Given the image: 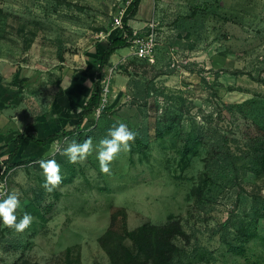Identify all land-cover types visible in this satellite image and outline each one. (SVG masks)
<instances>
[{
	"label": "rangeland",
	"instance_id": "374dc122",
	"mask_svg": "<svg viewBox=\"0 0 264 264\" xmlns=\"http://www.w3.org/2000/svg\"><path fill=\"white\" fill-rule=\"evenodd\" d=\"M129 2L0 0V70L14 133L44 138L76 126L102 53L125 35L114 22ZM129 21L139 35L153 31L154 56L128 46L112 54L105 113L81 126L92 154L78 164L60 154L85 140L76 132L36 144L38 152L7 168L18 218L27 211L34 220L23 233L0 221V264H112L99 237L113 214L121 233L178 219L186 236L176 238L174 264H264V170L209 174L211 148L197 136L225 133L235 139V162L248 161L240 147L264 114V0H141ZM117 122L138 135L105 175L97 145ZM168 123L157 136V125ZM41 159L61 165L62 183L51 193L42 187Z\"/></svg>",
	"mask_w": 264,
	"mask_h": 264
},
{
	"label": "trees",
	"instance_id": "16d2710c",
	"mask_svg": "<svg viewBox=\"0 0 264 264\" xmlns=\"http://www.w3.org/2000/svg\"><path fill=\"white\" fill-rule=\"evenodd\" d=\"M141 0H130L127 4L123 14V30L125 35H117L111 38L104 52L101 55L97 72L96 80L92 84L91 91L87 97L84 105L83 113L79 118L76 126L73 129L57 130L45 138H37L28 133H19L15 136L13 143L14 149L9 153V156L3 161L7 164L8 168H12L18 163L23 161H15L21 142L23 140H29L39 145H46L49 141L58 135H72L78 134L79 138L87 139L90 134H86L81 128L83 120L86 116H90L94 113L96 107L101 101L102 82L103 75L107 72V68L111 65V56L116 49L128 46L130 39L133 36V28L130 23V19L136 12ZM60 57L63 58L62 53ZM105 113L103 109L101 115ZM255 132L251 134V142L246 143L239 151L244 158L248 161L244 165H239L235 162V150L230 143L235 139H230L225 133H221L214 130L213 133H198V140L200 142L205 141L210 146V157L206 162L207 170L210 171L216 169L229 168L235 172L236 176H239L241 170H253L256 173L264 170V114L257 115L254 119ZM159 124V123H158ZM173 127L171 123L167 125H157L156 135L163 136L165 131L170 130ZM213 150V152H212ZM120 214L126 221V211L121 209ZM116 215L113 214L111 224L109 228L99 237V242L102 248L106 251L111 259L112 264H174V254L177 249L176 238L186 236V232L183 230L181 222L178 219L170 217L163 223H151L146 222L139 225L136 229H126L124 233L115 229ZM127 238L131 240V243L127 242ZM68 264L70 261H68Z\"/></svg>",
	"mask_w": 264,
	"mask_h": 264
},
{
	"label": "clouds",
	"instance_id": "9594fccd",
	"mask_svg": "<svg viewBox=\"0 0 264 264\" xmlns=\"http://www.w3.org/2000/svg\"><path fill=\"white\" fill-rule=\"evenodd\" d=\"M138 133L130 130L127 124L117 122L109 128L107 135L99 140L97 145V160L101 173L111 175L110 165L121 152H130L131 145L135 142ZM59 151V149H57ZM93 151V141L89 137L82 143L72 140L68 147L60 154L66 156L71 164L84 162ZM42 169L44 183L42 187L46 192H53L61 183V165L55 159H41L37 162ZM0 221L9 229L17 233H23L33 223L34 217L31 213L24 211L18 218L17 209L20 208L19 194L16 190L7 191L6 183H0Z\"/></svg>",
	"mask_w": 264,
	"mask_h": 264
},
{
	"label": "built area",
	"instance_id": "2783aa9c",
	"mask_svg": "<svg viewBox=\"0 0 264 264\" xmlns=\"http://www.w3.org/2000/svg\"><path fill=\"white\" fill-rule=\"evenodd\" d=\"M123 10L121 14L115 16V27H122L123 26ZM155 45L156 40L154 37L153 31H151L146 36L139 35L137 31L133 30V36L130 39V44L128 47H130V53L133 55H136L138 57H153L155 52ZM117 64L114 63L112 65H109L107 68V72L103 75L101 82H102V93H101V101L99 105L96 107L94 113L98 116L101 115V112L103 109H105L106 105L108 104L110 94H111V78L114 76V72H116ZM3 161V160H2ZM8 166L3 161L0 164V183H6L7 191L9 190L8 187ZM5 197H0V199Z\"/></svg>",
	"mask_w": 264,
	"mask_h": 264
},
{
	"label": "crops",
	"instance_id": "0c3cea01",
	"mask_svg": "<svg viewBox=\"0 0 264 264\" xmlns=\"http://www.w3.org/2000/svg\"><path fill=\"white\" fill-rule=\"evenodd\" d=\"M8 98H9V94H8V88L6 84V76L4 72L0 70V162L3 159L7 158L9 156V153L14 149L13 140L15 136L23 132L22 131L19 133H14L12 131V128L15 127L14 125L15 119L9 116L10 114L8 111ZM28 141L29 140H23L21 142L19 152L15 158H19L20 156L24 157L25 155L29 156L39 151V148H38L39 144L38 145H36V143L31 144ZM41 146H44V145H41ZM24 147H25V150L23 151Z\"/></svg>",
	"mask_w": 264,
	"mask_h": 264
}]
</instances>
